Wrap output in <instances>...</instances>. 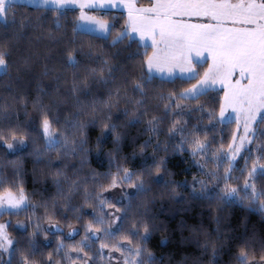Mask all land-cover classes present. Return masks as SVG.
I'll return each instance as SVG.
<instances>
[{"label": "snow or ice", "instance_id": "snow-or-ice-1", "mask_svg": "<svg viewBox=\"0 0 264 264\" xmlns=\"http://www.w3.org/2000/svg\"><path fill=\"white\" fill-rule=\"evenodd\" d=\"M20 3L0 0V218L24 219H0V264H172L149 248L171 243L168 204L208 206L216 228L192 231L209 264H264V236L223 223L264 216V0ZM37 173L54 195L36 199Z\"/></svg>", "mask_w": 264, "mask_h": 264}, {"label": "trees", "instance_id": "trees-1", "mask_svg": "<svg viewBox=\"0 0 264 264\" xmlns=\"http://www.w3.org/2000/svg\"><path fill=\"white\" fill-rule=\"evenodd\" d=\"M36 6H29L25 4H18L16 6V10L18 12H24L27 15L31 16L33 19L36 17L45 15L42 11H37ZM52 15H55L54 13ZM50 23V20H49ZM41 57L45 54L46 50L44 49L43 45L39 46L37 49H35ZM49 67H53V64H49ZM43 61L42 59H38L36 63L33 65V71L36 76H39V74L43 71ZM13 76H15V71H13ZM29 77H24L21 80V83L19 85L13 84V87H16L18 89L28 88L30 91H32L33 95L35 93V82L29 84L28 83ZM8 81L5 80L3 82H0V90L3 89L4 85L7 84ZM44 84L50 83L49 79L43 80ZM32 97H30L31 99ZM98 133H94L92 136L93 144L95 142V135ZM138 133L136 130H133L131 135L136 136ZM227 134V133H226ZM108 150H111V144L107 145L105 148V153L100 158H97L95 151L91 154L89 157L90 160V166L97 171H105L107 168L106 163L101 164V159H104L106 157V153ZM132 151V148L130 145H125L124 147V153L127 155H130ZM12 158V157H10ZM69 163H75V161H69ZM23 168L26 170L27 173V185L29 192L32 191L33 182H32V173L33 168H41L43 165H36L34 162L33 157H26L22 162ZM185 167V165L182 162L181 157L177 156L170 160L169 162V168L170 170L177 173V175L174 177L177 181H182L185 179V176L180 174L181 170ZM194 171V170H193ZM188 179L191 180V175L188 176ZM40 177L37 173V183L35 185L37 189V197L36 199H39L40 196V189L47 187V190L50 194L55 193L54 188L49 185H44L39 182ZM167 208L170 209V211H166L165 214L160 216V221H163L167 225L168 231L166 233H163V235H167L171 241V243L165 247L160 248L158 247L159 241L162 238V233H156L152 240L149 243V248L154 250L156 252V255L159 256L161 253H164L167 255L168 253L172 254V264H177V262L183 261L184 264H209V261L211 260V252L204 253L202 249L197 245L193 238V228L200 227L201 221H203L204 229L208 232H212L213 229L216 228V224L214 223L213 219L208 214V206H191L184 205L183 210H177L180 208L178 205H172L168 204ZM215 213H213V216ZM226 219L223 221L224 224L231 225V229L235 230L237 233L243 232L245 227H247L250 231H255L257 234L264 236V216H261L257 213H248L241 209H234L232 210L231 214H225ZM0 219L7 220L12 219L13 223L16 222L17 219L23 220L24 217H8L4 216ZM183 220L185 224L188 226L181 230L180 228V222ZM159 222V221H158ZM15 235V233H13ZM53 242V247H54ZM221 264H227L228 257L225 254H221L219 257ZM167 264V262H166Z\"/></svg>", "mask_w": 264, "mask_h": 264}, {"label": "rangeland", "instance_id": "rangeland-1", "mask_svg": "<svg viewBox=\"0 0 264 264\" xmlns=\"http://www.w3.org/2000/svg\"><path fill=\"white\" fill-rule=\"evenodd\" d=\"M20 4H25V5H29V6H36V7H38L39 5L38 4H31V3H29V0H22V3H20Z\"/></svg>", "mask_w": 264, "mask_h": 264}]
</instances>
